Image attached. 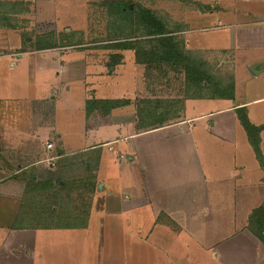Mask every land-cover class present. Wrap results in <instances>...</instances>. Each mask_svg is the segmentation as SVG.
Here are the masks:
<instances>
[{
	"label": "rangeland",
	"instance_id": "rangeland-1",
	"mask_svg": "<svg viewBox=\"0 0 264 264\" xmlns=\"http://www.w3.org/2000/svg\"><path fill=\"white\" fill-rule=\"evenodd\" d=\"M18 1L19 3L15 0L14 2L0 0V14L2 18L9 20L6 10L12 8L16 11L26 6L28 14L23 15L27 19L16 18L11 21H15L13 24L17 27L18 36L21 38L28 36L33 44L32 46L27 44L26 47L24 44L23 49L28 50L29 55L23 56L21 63L17 62L18 54L11 58L0 56V90L4 92L9 87L15 97L35 100L33 114L44 118L43 121L47 120L52 110L53 98L44 102L36 100H42L60 87L58 76L53 73L59 63L63 62L68 68H73L84 62L89 87L90 83H93L91 78L95 71L102 75L101 78L104 83L108 82L109 87H116L115 83L121 81L123 77L127 80L136 77L139 67L135 65L136 57L133 50H125L123 61L116 62L110 67L104 64L108 62L109 57L103 53L100 58L92 59L94 60L92 63L89 59L95 48L92 46L93 43L106 40H113L111 42L113 43L130 32L129 23L125 21L122 24L117 22L120 30L115 32L116 23H113L111 12L117 3L123 4L124 17L129 16L130 11L137 12L143 9L150 10L153 15L163 16L173 26L175 23L184 25L185 30L178 33V36L184 40L186 49L193 52L191 57L193 62H197L194 59L200 55L213 68V73L221 75L224 81H232L234 86L233 94L229 98L188 100L189 106L195 104V109L191 113L202 109L207 114L203 120L193 123L194 133H197L201 125L205 133L204 138L207 136L204 143L198 145L207 186L205 209L209 212L206 216L208 217L210 213L205 235L202 232V235L193 238L173 232L174 223L164 219L137 221L134 219L137 212L136 215L125 214L124 219L121 215L117 216V220L111 221L107 217V193L111 191L110 184L114 181L112 173L113 171L115 175L118 173V166L111 155L105 154L102 165L107 164L108 170L102 168L95 174L93 171L98 183H106L105 188L97 192L85 226L77 228L80 233L73 236L58 233V228H29L34 233H27L24 246L33 252L30 262L60 264L59 248L65 246L88 248L84 253V264L95 263V260L97 264H179L190 260L192 256L203 264L207 262L209 248L212 247L217 252L221 248L237 246L242 247L246 251L245 254H249L247 249L250 246H256L258 261H264V201L255 208L264 199V33L252 35L249 30H245L246 24L251 22H256V27L264 30V0H28L26 3L24 0ZM39 9L43 14L39 15ZM2 23L5 24V21H0V41L15 38V31L6 29L7 26ZM65 34L71 35L68 37L69 42ZM40 36H46L45 38L55 45H77L82 42L83 47L77 45L72 49L59 48L60 51H36L35 44ZM6 51L13 50L6 48ZM39 58H43V64H40ZM11 62H15L14 68L10 67ZM255 66L260 68L258 75L251 69ZM144 68L140 69L141 72ZM159 71L162 72L158 74L164 78L173 76V81L177 79L176 77L183 76L180 66L164 67V70L161 67ZM84 83L76 80L75 85L79 91L74 94L75 98H79ZM5 85L8 87H4ZM134 87L136 88V85ZM56 100L59 101L52 117L53 128L63 134L65 145L75 147L79 143L88 144L90 139H85L83 135L85 130L78 126V114L73 115V108L70 111L68 98L64 95L60 98L59 95ZM197 105L200 108L197 109ZM233 106H237L236 110L229 112L227 108ZM243 106L245 107L241 110L239 107ZM219 109L226 110L218 112ZM241 116L246 117L253 126L255 140L248 136L240 120ZM102 149L107 152V146ZM56 161L54 159L49 162L51 168L49 172H56L58 169L59 164ZM73 173L72 171L67 179L72 178ZM75 181L78 183L80 180ZM24 187L21 219H27L34 209L31 207L33 188L29 184ZM144 215L148 216L147 213ZM141 216L142 214L139 217ZM21 223L22 221L17 224V230L22 228ZM141 223L144 227L140 229L146 231L153 229L154 225L155 229L145 236L116 237L107 233L112 229L118 231L129 229L135 233L134 230H137L138 224ZM72 241L74 245L71 244ZM205 243L206 251L202 249ZM93 247H96L98 252L95 254V260ZM226 262H230V259Z\"/></svg>",
	"mask_w": 264,
	"mask_h": 264
},
{
	"label": "crops",
	"instance_id": "crops-1",
	"mask_svg": "<svg viewBox=\"0 0 264 264\" xmlns=\"http://www.w3.org/2000/svg\"><path fill=\"white\" fill-rule=\"evenodd\" d=\"M7 1L14 2V0ZM15 1L19 3L18 0ZM24 1L26 3L28 0ZM25 7L16 11L12 8L6 10L9 20L2 18L0 14V21H5V24H2L7 26L6 29L15 31V38L0 41V56L11 58L18 54L19 63L23 56L29 55V51L23 49L24 44L25 47L27 44L32 46L33 41L28 36L24 38L18 36L17 27L13 24L15 21L11 20L27 19L23 15L28 14ZM38 13L43 14V11L39 9ZM246 27L245 30H249L252 35L264 33V30L256 27V22L248 23ZM111 42L106 40L93 43L92 46L95 48L89 58L90 62H94L92 60L94 58H100L102 53L109 57L108 62L104 63L107 67L122 62L126 55L124 51L130 49L110 48L109 46H113ZM77 45L56 44L57 47L36 49V51H60L59 48L72 49ZM6 48L13 51H6ZM42 59L39 58L40 64H43ZM13 63L15 62L10 64L11 68L15 67ZM135 65L139 67V72L132 80L123 77L121 81L115 83L116 87H109L108 82L104 83L101 78L102 75L95 71L91 78L93 83H90L89 87L84 62L73 68H68L63 62L59 63L53 73L57 74L60 87L42 100H36L44 102L53 98L52 110L45 121L44 118L33 114L35 100L15 97L12 95V89L7 85L4 86L8 87L6 91L0 90V264H28V261L29 264H34L30 262L32 250L24 246L27 233H34L29 228H58L57 232L64 233V236L80 233L77 228L85 226L97 192L105 188L106 183H98L93 175V171L95 174L102 168L108 170L107 164L102 165L105 154L111 155L118 166V173L116 175L114 171L112 173L114 181L110 184L111 191L107 193V217L111 221L117 220V216L121 215L124 219L125 214L136 215L137 212V217L134 218L137 221L164 219L174 223L173 232L193 238L202 235V232L205 235L210 213L207 217L206 213L209 212L205 209L207 186H205L204 165L198 145L204 143L207 136L204 138L205 133L201 125L197 133H194L193 123L203 120L207 114L202 109L191 113L195 109V104L189 106L188 100L192 97L186 96L188 86L184 72L182 78L178 76L173 81L171 75L170 78L169 76L164 78L158 72L145 69L144 64L135 61ZM143 68L141 72L140 69ZM251 68H254L256 75L260 74L258 66ZM76 80L85 82L79 98H75L74 95L79 91L75 85ZM59 95L60 98L63 95L67 97L70 111L73 108V115L78 114L77 124L80 129L83 127L85 130L83 133L85 139H90L88 144L79 143L75 147L65 145L63 134L53 128L52 117L55 115L56 104L59 101L56 97ZM90 99L121 100L125 103L110 109L108 106L104 108L91 106L89 110L87 101ZM212 100H221V98ZM71 101L74 103L72 104ZM196 108L200 106L197 105ZM236 108L237 106H233L227 109L232 112ZM222 110L226 109H219L218 112ZM49 144L52 148L47 147ZM104 146H107L106 153L102 149ZM54 159L59 164L58 169L56 172H49L51 170L49 162ZM72 171L74 172L72 178L67 179ZM78 172L80 175H76ZM77 179L80 180L78 183L75 181ZM33 183H44L48 189L50 183L59 184L64 190L70 187L71 197L79 203L75 215H78L77 221L80 224L67 227L62 223L56 227L47 221V213L37 215L31 213L27 219L20 218L22 228L17 230L24 185L29 184L34 187ZM78 194L79 197L81 196L80 199ZM47 196H52L50 191ZM49 197L45 203H42L47 210L51 207ZM82 197L85 198L84 207L81 202ZM263 201L264 199L255 208ZM145 213L148 214L147 217ZM141 214L142 216L139 217ZM138 227L134 230L135 233L129 229L119 231L112 229L107 233L116 237L145 236L155 229V225L153 229L146 231L140 229L144 227L143 223L138 224ZM71 244L74 245V242L72 241ZM255 247L250 246L247 249L249 254H245L246 251L240 246L221 248L217 252L211 247L207 252V262L203 264H264V261H258ZM202 249L206 251V243ZM87 250L88 248L82 249L76 246L59 248V262L84 264V253ZM96 253H98L97 248L93 247L94 260ZM227 259H230V262H226ZM91 264H97L96 260ZM179 264L200 263L195 256H192L190 260Z\"/></svg>",
	"mask_w": 264,
	"mask_h": 264
},
{
	"label": "trees",
	"instance_id": "trees-1",
	"mask_svg": "<svg viewBox=\"0 0 264 264\" xmlns=\"http://www.w3.org/2000/svg\"><path fill=\"white\" fill-rule=\"evenodd\" d=\"M122 7H124L123 4L117 3L116 8L111 12L114 19L113 23H116L115 32H119L120 30V26L117 25V22L118 24H122L123 21L129 23L128 26L130 32L123 38L117 39L118 41L116 40V42L111 43L113 46L133 50L135 52L136 62L144 64L149 71L160 73L162 72L159 71L161 67L164 70V67L174 68L180 66L186 75V85L188 86V89L186 90L187 97L195 99H217L224 97L229 98L232 96L234 87L232 81H224L221 75L213 73V68L210 67L208 62L205 59H202L200 55L194 59L197 62H193L191 58L193 52L186 49L184 40L178 36V33L185 30L184 25H177L175 23L173 26V24L163 16L159 17L153 15L150 10L143 9H140L137 12L130 11V15L124 17ZM65 36H67L66 40L69 42L68 37L71 35L65 34ZM45 37L46 36L39 37L35 44L37 49L57 47L55 44L50 43ZM81 44L83 45L82 42L78 45ZM69 45L65 44V46ZM215 74L217 76H215ZM124 103L125 102L121 100L97 101L90 99L87 101V107L89 110L91 106L95 108H97V106L102 108L108 106L110 109L124 105ZM242 109L243 108H241V110ZM240 120L246 128L248 136L251 137V140H255L253 126L248 122V119L241 116ZM33 186L31 207L34 209L31 213H35V215L38 213H47V221L53 223L56 227L62 223L67 227L74 224H80L77 221L78 215H75V209H77L79 203L71 197L72 189H70V187H67V189L64 190L63 186L60 188L59 184L53 183L49 184V189L46 185L43 186V183H33ZM65 187L66 186H64V188ZM48 191L51 192L52 196H47ZM59 194H61L60 198ZM48 197L50 199L51 207L47 210V207L42 203H45ZM80 198L81 196L79 199ZM84 199L85 198L82 197L81 202H83ZM40 202L41 204H39ZM23 204L24 199L19 212L17 224L20 222V213Z\"/></svg>",
	"mask_w": 264,
	"mask_h": 264
},
{
	"label": "built area",
	"instance_id": "built-area-1",
	"mask_svg": "<svg viewBox=\"0 0 264 264\" xmlns=\"http://www.w3.org/2000/svg\"><path fill=\"white\" fill-rule=\"evenodd\" d=\"M47 147H48V148H52V145H51V144H49Z\"/></svg>",
	"mask_w": 264,
	"mask_h": 264
},
{
	"label": "water",
	"instance_id": "water-1",
	"mask_svg": "<svg viewBox=\"0 0 264 264\" xmlns=\"http://www.w3.org/2000/svg\"><path fill=\"white\" fill-rule=\"evenodd\" d=\"M251 69H252L253 71H255L254 68H251Z\"/></svg>",
	"mask_w": 264,
	"mask_h": 264
}]
</instances>
